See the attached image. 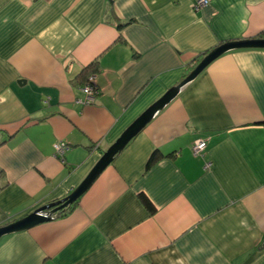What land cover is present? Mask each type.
Masks as SVG:
<instances>
[{"label":"crops","instance_id":"1","mask_svg":"<svg viewBox=\"0 0 264 264\" xmlns=\"http://www.w3.org/2000/svg\"><path fill=\"white\" fill-rule=\"evenodd\" d=\"M208 1L0 0V227L70 195L202 55L264 39V0ZM0 264H264V49L214 61Z\"/></svg>","mask_w":264,"mask_h":264},{"label":"water","instance_id":"2","mask_svg":"<svg viewBox=\"0 0 264 264\" xmlns=\"http://www.w3.org/2000/svg\"><path fill=\"white\" fill-rule=\"evenodd\" d=\"M241 49H264V39L226 42L210 51L180 84L167 91L162 98L131 124L120 138L103 153L89 175L70 195L56 202L44 205L20 220L0 227V240L5 236L28 231L38 225L50 222L56 218L57 213L74 205L92 188L98 178L115 161L117 156L125 150L128 144L171 104L186 86L195 81L218 58L228 52Z\"/></svg>","mask_w":264,"mask_h":264},{"label":"built area","instance_id":"3","mask_svg":"<svg viewBox=\"0 0 264 264\" xmlns=\"http://www.w3.org/2000/svg\"><path fill=\"white\" fill-rule=\"evenodd\" d=\"M208 0H199L198 7L208 5ZM96 78L90 77L89 83L82 87V91L85 94V99L80 101L84 105L93 104L95 102V98L97 96V93L92 86V83H95ZM207 148V142L205 140H198L195 142V145L193 146V152L196 155H199L203 153ZM67 149V145L65 143H60L56 145V151L58 154L63 155L65 150Z\"/></svg>","mask_w":264,"mask_h":264},{"label":"trees","instance_id":"4","mask_svg":"<svg viewBox=\"0 0 264 264\" xmlns=\"http://www.w3.org/2000/svg\"><path fill=\"white\" fill-rule=\"evenodd\" d=\"M111 1H112V0H111ZM205 55H207V54H204V55H202L200 58H198V59H200L199 62L202 60V58H203ZM199 62H197V64H198ZM191 69H193V68H190L188 71H191ZM87 70H88V69H87ZM87 70H84V71L80 74V76H79V78H80L81 80H83V84H84V86H85L86 84L89 83V79H90V77H91V75H92L91 70H88V71H87ZM188 73H189V72H188ZM92 77H93V76H92ZM91 84H92V86L94 87V89H95L97 95H99V91H98L97 83H96V82H95V83H92V82H91ZM154 161H155V158L151 160L150 165L153 164ZM150 165H149V166H150ZM78 202H79V201H77L74 205H72V206L69 207L68 209H66V210H64V211H62V212H60V213H57V214H56V218H58V217H62V216H64L65 214H67L68 212H70V211H71V210H72V209L78 204ZM143 202L147 205V207H148L149 210H151L152 212L155 211V209H154L152 203H151L147 198H144Z\"/></svg>","mask_w":264,"mask_h":264},{"label":"rangeland","instance_id":"5","mask_svg":"<svg viewBox=\"0 0 264 264\" xmlns=\"http://www.w3.org/2000/svg\"><path fill=\"white\" fill-rule=\"evenodd\" d=\"M97 148H98V146H97Z\"/></svg>","mask_w":264,"mask_h":264}]
</instances>
